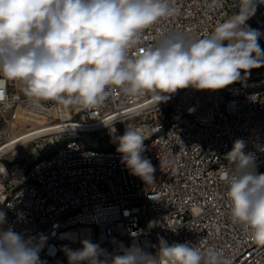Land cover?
<instances>
[{"label": "built area", "instance_id": "obj_1", "mask_svg": "<svg viewBox=\"0 0 264 264\" xmlns=\"http://www.w3.org/2000/svg\"><path fill=\"white\" fill-rule=\"evenodd\" d=\"M173 3L180 9L179 15L146 29L140 45L131 50L132 56L169 33L192 39L209 34L238 12L240 0ZM246 25L260 32L258 42L264 50V3L256 4ZM259 70L249 80L242 78L216 91L179 89L158 104L150 96L130 97L117 88L91 110L54 101L37 107L19 82L0 83V113H9L12 120L22 113L42 120L38 126L52 128L18 145L47 136L55 139L67 130H74V136L80 138L97 133L116 145L127 126L143 135L166 130V137L142 154L155 168L149 184L132 175L122 158L91 157L71 145H65L63 159L51 160L46 171H29V175H22L26 162L9 161L7 153L0 151V165L5 169L4 174L0 167V198H8L7 210L21 217V224L12 229L32 239L59 226L62 219H70L68 231L49 244L50 256H55L52 247L79 250L85 239L112 255L130 247L147 254V239H154L155 250H159L163 238L169 244L190 242L198 248L216 249L232 264H264V247L253 243L245 228L230 217L225 197L227 169L221 167V160H228L238 139L245 144V155L262 153L264 141H256V133H264V96L230 100V92H238L241 84L264 79ZM189 101H196L195 113H187ZM202 115H210V122H202ZM211 162H218L217 172H210ZM255 165L264 173V161ZM21 177H28L27 191L10 192V184L20 182ZM77 216H88L87 226H74ZM140 217L148 218V226L140 225Z\"/></svg>", "mask_w": 264, "mask_h": 264}, {"label": "clouds", "instance_id": "obj_2", "mask_svg": "<svg viewBox=\"0 0 264 264\" xmlns=\"http://www.w3.org/2000/svg\"><path fill=\"white\" fill-rule=\"evenodd\" d=\"M257 3L264 0H240L238 12L201 38L169 33L132 56L146 29L179 15L173 0H0V83L19 82L37 107L54 101L87 110L117 88L130 97L150 96L156 104L179 89H224L264 63L261 34L246 25ZM147 138L127 126L116 140L122 163L149 184L155 168L142 155ZM244 147L238 139L227 154L235 166L227 168L225 197L233 223L264 247V173ZM81 244L66 249L69 264H232L216 249L163 238L155 256L136 247L112 255L90 240ZM41 250L0 211V264H42Z\"/></svg>", "mask_w": 264, "mask_h": 264}, {"label": "bare ground", "instance_id": "obj_3", "mask_svg": "<svg viewBox=\"0 0 264 264\" xmlns=\"http://www.w3.org/2000/svg\"><path fill=\"white\" fill-rule=\"evenodd\" d=\"M261 76L264 77V71H262ZM255 94L256 96H264V82L254 83L251 85L241 84L239 86L238 92H230V100L244 99V96H251ZM196 101H189L187 106V113H195ZM202 122H210V115H202ZM52 128H35L28 130L19 136L11 139L6 146L1 145L0 151L4 150L6 147L14 144H18L23 139H29L36 137L40 133L47 132ZM74 131V130H67ZM147 139L144 140V148L155 145L159 140H163L166 137L165 129H155L150 130L148 134H144ZM256 141H264V133H256ZM65 145H71L72 147L78 148L79 152L90 154L91 157H100L108 156L110 158H122V154L117 152V145L112 143L113 147L106 149L95 148L86 145L78 136L69 137L67 140L60 145L52 154L46 156L45 158L34 163L25 174L29 175V171H46V164L51 160L63 159L65 156ZM4 146V147H3ZM262 153L251 154L254 162L264 161V142L261 145ZM143 154V153H142ZM235 164L229 162V160H221V167L228 168L234 167ZM210 172H217L218 162L209 163ZM258 171V170H257ZM28 177H21L20 182H13L10 184V192H22L27 191ZM4 204L8 208V198H0V206ZM18 224H21V217H18V213L8 211V225L12 228L16 227ZM88 224V216H77L74 219V226L85 227ZM140 225L148 226V218L140 217ZM68 227H71L70 219H62L59 222V226H53L52 228L45 230L40 237H33L32 240L35 243H38L42 250L39 253L42 264L48 263V257H50V264H68V258L66 251H61V247H52V254L55 256H50L49 244L56 240L59 235L68 231ZM159 250H155L154 239H147V254L155 256ZM105 257H102L104 259Z\"/></svg>", "mask_w": 264, "mask_h": 264}, {"label": "rangeland", "instance_id": "obj_4", "mask_svg": "<svg viewBox=\"0 0 264 264\" xmlns=\"http://www.w3.org/2000/svg\"><path fill=\"white\" fill-rule=\"evenodd\" d=\"M262 67H264V63H261L259 67L250 69L247 75H245L244 72H241V79L242 78H244V80L251 79L253 76L257 75L258 73L257 71L259 69H260L259 77H262L261 73L262 71H264ZM241 79L239 81H241ZM261 81L264 82V79H259L257 81H246L244 85L260 83ZM42 122H43L42 120H39L35 117L25 116L22 113L20 115H17L13 120L9 116V113L7 112L0 113V146L1 145L6 146L11 139L19 136L20 134L28 130L41 127L38 125L41 124ZM70 136L74 137V131L61 132L60 137L55 139H51L50 136H47L46 138L37 139L36 143L30 142L21 145L18 144L10 145L2 151H5V153H7L8 155L7 160L9 161H16V162L19 161L21 163L26 162L25 168H22V175H23L34 163L52 154ZM80 139L86 145L95 148L106 149L109 147H113L112 143H109L110 140L108 138L102 137L97 133L84 134ZM37 146L38 148H36ZM33 158H38V159H33ZM0 211H3L6 214L7 223H8V210L4 204L0 206Z\"/></svg>", "mask_w": 264, "mask_h": 264}]
</instances>
